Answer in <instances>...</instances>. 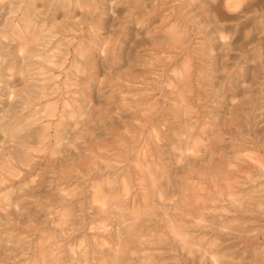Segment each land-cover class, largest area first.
Masks as SVG:
<instances>
[{"label": "clouds", "instance_id": "clouds-1", "mask_svg": "<svg viewBox=\"0 0 264 264\" xmlns=\"http://www.w3.org/2000/svg\"><path fill=\"white\" fill-rule=\"evenodd\" d=\"M0 264H264V0H0Z\"/></svg>", "mask_w": 264, "mask_h": 264}]
</instances>
